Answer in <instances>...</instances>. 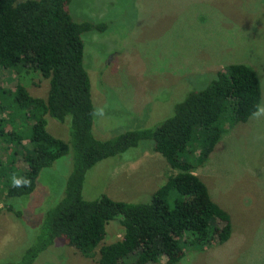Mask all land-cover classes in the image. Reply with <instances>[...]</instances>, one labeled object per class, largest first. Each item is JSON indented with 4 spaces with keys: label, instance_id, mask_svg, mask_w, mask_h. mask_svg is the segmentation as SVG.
<instances>
[{
    "label": "rangeland",
    "instance_id": "obj_1",
    "mask_svg": "<svg viewBox=\"0 0 264 264\" xmlns=\"http://www.w3.org/2000/svg\"><path fill=\"white\" fill-rule=\"evenodd\" d=\"M69 12L75 21L107 24L103 32L82 34L83 66L95 108L93 133L100 140L155 127L188 93L205 87L231 63L254 70L264 101V0H72ZM17 82L34 97L45 98L49 87L37 72L17 75L0 69V262L18 261L37 240L44 214L63 196L72 166L70 149L41 170L29 196L6 198L12 183L7 166H25L22 146L8 142L7 135L11 121H17L16 127L21 121L10 97ZM46 119L50 136L70 141L68 117L63 123ZM220 123V140L194 173L229 214L231 233L223 243L215 238L196 249L179 241L175 264H264V116L234 126ZM24 142L29 147L26 138ZM145 143L93 166L83 198L148 201L172 170ZM119 218L107 225L102 244L121 238ZM167 259L162 254L156 263L146 264H165ZM32 264H97V255L84 257L57 238Z\"/></svg>",
    "mask_w": 264,
    "mask_h": 264
},
{
    "label": "trees",
    "instance_id": "obj_2",
    "mask_svg": "<svg viewBox=\"0 0 264 264\" xmlns=\"http://www.w3.org/2000/svg\"><path fill=\"white\" fill-rule=\"evenodd\" d=\"M71 1L0 0V69L17 75L37 72L49 83L45 98L31 96L20 82L11 91L12 108L21 121L17 127V121H11L8 142L22 146L25 166L18 169L11 162L8 179L15 175L30 183L9 184L6 198L29 196L41 170L72 150L63 196L46 210L37 240L18 261L0 264H32L57 238L84 257L97 255V264L156 263L162 254L168 256L165 264H175L181 240L195 249L215 238L223 243L231 233L229 214L212 200L194 169L206 162L220 140L221 120L234 126L252 116L261 101L258 76L246 64L231 63L215 72L205 87L188 93L155 127L100 140L93 133L95 108L83 66L82 34L103 32L107 24L75 21L69 12ZM47 116L59 123L69 118V142L48 134ZM144 141L145 148L161 154L172 170L148 201L126 202L107 195L83 198L86 174L93 166ZM6 207L21 216L12 204ZM117 216L121 238L102 244L107 225Z\"/></svg>",
    "mask_w": 264,
    "mask_h": 264
},
{
    "label": "clouds",
    "instance_id": "obj_3",
    "mask_svg": "<svg viewBox=\"0 0 264 264\" xmlns=\"http://www.w3.org/2000/svg\"><path fill=\"white\" fill-rule=\"evenodd\" d=\"M98 112L100 110H97ZM252 116L254 118H259L261 116H264V101L258 102L252 111ZM30 181L27 178L24 177H17L15 175L12 176V184L14 187H23L29 184Z\"/></svg>",
    "mask_w": 264,
    "mask_h": 264
}]
</instances>
